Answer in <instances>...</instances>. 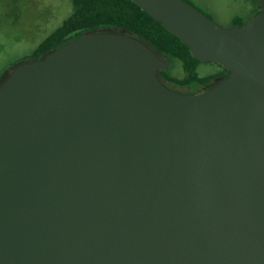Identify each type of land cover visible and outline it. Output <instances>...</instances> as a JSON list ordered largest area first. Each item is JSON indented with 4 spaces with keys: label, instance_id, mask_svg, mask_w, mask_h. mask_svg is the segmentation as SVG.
Returning <instances> with one entry per match:
<instances>
[{
    "label": "water",
    "instance_id": "1",
    "mask_svg": "<svg viewBox=\"0 0 264 264\" xmlns=\"http://www.w3.org/2000/svg\"><path fill=\"white\" fill-rule=\"evenodd\" d=\"M229 75L171 89L170 62L105 29L0 79V264H264V0L222 27L130 0Z\"/></svg>",
    "mask_w": 264,
    "mask_h": 264
},
{
    "label": "trees",
    "instance_id": "2",
    "mask_svg": "<svg viewBox=\"0 0 264 264\" xmlns=\"http://www.w3.org/2000/svg\"><path fill=\"white\" fill-rule=\"evenodd\" d=\"M251 1L255 7L252 16H255L261 9L257 5L258 0ZM73 5V14L42 40L33 53L25 57L24 60L39 59L46 52L54 50L84 33L112 29L125 31L142 39L168 60L170 65L174 59L179 60L184 70V77L176 78L168 70L159 73L163 83L173 90L186 94L200 92L215 82H219L215 79L222 80L229 75V71L217 63L207 62L218 65L221 70L214 75L201 76L198 68L203 62L191 55L190 48L130 0H73ZM249 19L235 17L233 26H242Z\"/></svg>",
    "mask_w": 264,
    "mask_h": 264
},
{
    "label": "rangeland",
    "instance_id": "3",
    "mask_svg": "<svg viewBox=\"0 0 264 264\" xmlns=\"http://www.w3.org/2000/svg\"><path fill=\"white\" fill-rule=\"evenodd\" d=\"M186 1L222 27H232L235 17H253L255 10L251 0ZM73 12V0H0V79L10 67L30 56ZM220 70L218 65L207 62L198 68L201 76ZM168 71L176 78L185 75L177 59Z\"/></svg>",
    "mask_w": 264,
    "mask_h": 264
},
{
    "label": "flooded vegetation",
    "instance_id": "4",
    "mask_svg": "<svg viewBox=\"0 0 264 264\" xmlns=\"http://www.w3.org/2000/svg\"><path fill=\"white\" fill-rule=\"evenodd\" d=\"M9 69H11V67H10ZM9 69H8V70H9ZM8 70H7V71H8ZM218 80L220 81L221 79H219V78L215 79V81H218ZM222 80H223V79H222ZM182 91H183V90H182ZM184 92H185V91H184Z\"/></svg>",
    "mask_w": 264,
    "mask_h": 264
}]
</instances>
